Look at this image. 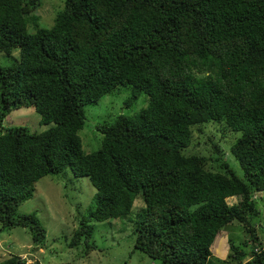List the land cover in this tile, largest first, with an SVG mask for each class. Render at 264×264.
<instances>
[{
	"label": "trees",
	"instance_id": "obj_1",
	"mask_svg": "<svg viewBox=\"0 0 264 264\" xmlns=\"http://www.w3.org/2000/svg\"><path fill=\"white\" fill-rule=\"evenodd\" d=\"M41 2L0 0V51L18 49L0 65L2 228H28L41 247L46 229L18 207L40 178L69 168L95 188L69 247L90 251L91 221L132 211L134 246L157 264H264V0H64L51 26L33 13ZM122 84L132 89L126 104L145 93L147 105L98 122L100 147L83 152L84 106ZM31 106L48 128H3L11 110ZM212 123L238 134L226 154L209 135L213 149L191 146ZM137 196L144 207L134 213ZM234 221L246 236L228 238L220 258L211 245Z\"/></svg>",
	"mask_w": 264,
	"mask_h": 264
},
{
	"label": "rangeland",
	"instance_id": "obj_2",
	"mask_svg": "<svg viewBox=\"0 0 264 264\" xmlns=\"http://www.w3.org/2000/svg\"><path fill=\"white\" fill-rule=\"evenodd\" d=\"M33 13L40 16L45 25L53 24L55 8L62 6L64 0H41ZM18 59V49L9 55L0 51V65H10ZM132 89L128 84H122L103 95L98 102L84 106L85 124L79 130L82 140L83 152L89 153L100 147L102 133L97 130L96 124L110 123L120 113L136 115L139 110L148 103V95L141 93L137 99L129 104L126 100L131 97ZM40 115L34 107H22L13 109L3 120V128L12 126H26L31 132H41L48 128L49 124L39 122ZM203 134L194 130L193 148H210L203 145L204 138L209 135L218 141L221 149L226 154L229 146L238 137V134L229 129L224 130L222 125L215 123L203 127ZM200 146H199V145ZM201 153V150H200ZM203 153V152H202ZM233 172L242 176L243 172L238 163L228 158ZM227 159V160H228ZM214 166L218 167L215 163ZM216 168V167H214ZM213 169V168H212ZM95 193L94 186L85 176H75L69 168L63 173L46 175L34 184L33 196L22 202L17 213L23 214L35 212L46 229L44 244L39 247L32 240L28 228L13 227L2 228L0 224V260L9 255L16 254L26 260L25 264H157L144 252L134 246L135 233L133 221L135 214L129 213L125 217L110 218L105 221H91L93 237L90 241L94 248L86 252L84 243L69 247L68 243L78 226V220L86 216L93 208L92 197ZM258 196V195H257ZM240 197L228 198L229 204L236 203ZM260 206V226H256V232L260 243L264 246V206L257 199ZM144 207L142 198L137 196L134 202L133 212H138ZM239 222H232L219 234L211 245L214 255L221 251L224 237V254L228 252V238L240 242L246 236V231ZM260 227V228H259Z\"/></svg>",
	"mask_w": 264,
	"mask_h": 264
},
{
	"label": "crops",
	"instance_id": "obj_3",
	"mask_svg": "<svg viewBox=\"0 0 264 264\" xmlns=\"http://www.w3.org/2000/svg\"><path fill=\"white\" fill-rule=\"evenodd\" d=\"M234 197H237V196H231L229 198H234ZM225 235H226V233L224 234V237H225ZM224 237H223V241H224ZM223 241H222L221 251H219L218 253H216L218 255V257H220V258H224L223 255H225L224 254V250H223L224 249V243H223Z\"/></svg>",
	"mask_w": 264,
	"mask_h": 264
}]
</instances>
